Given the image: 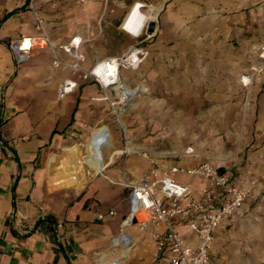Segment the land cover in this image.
Masks as SVG:
<instances>
[{"label":"crops","instance_id":"crops-1","mask_svg":"<svg viewBox=\"0 0 264 264\" xmlns=\"http://www.w3.org/2000/svg\"><path fill=\"white\" fill-rule=\"evenodd\" d=\"M26 3L0 0V264H170L168 252L156 247L154 225L140 230L130 224L125 230L132 244H111L129 212L124 181H137L157 167L160 175L167 172L176 181L190 184L194 193L199 192L205 184L202 178L170 169L192 167L205 159L201 154L207 152L197 134L210 130L200 128L195 119L217 116L214 107L213 113L209 106L203 113L199 103L246 100L237 62H245L246 54L252 52L248 50L251 43L254 50L264 43V34L245 36V17L240 14L209 13L208 29L200 31V5L196 1L164 0L160 10L162 20L169 25L153 33L157 39L146 44L148 57L131 74L141 72L144 91L138 131L177 134L171 137L181 154L165 162L161 154L150 152L151 146L141 148L149 152L148 158L137 151L123 153L117 132L105 120L104 112L110 110L105 96L112 97L111 90H103L92 78H81V72L54 66L47 48H36L28 60L15 62L8 43L21 35L39 33ZM36 4L43 10L54 9L53 14L45 15L43 24L62 61H72L62 47L73 37L81 41L84 59L80 66L85 70L105 57L124 53L134 43L123 25L105 34L108 21H118L123 5H108L105 0H37ZM166 39L171 44H160ZM232 39L238 42L237 47L230 45ZM230 67L234 73L229 81L224 72ZM64 79L75 81L76 87L59 98ZM120 81L130 87L128 79L120 77ZM229 82L235 89H228ZM254 94L258 100L250 130L244 132L243 152L220 170L240 187H248L253 180L256 185L242 207L214 231L210 264H264V223L257 220L258 210L264 214L263 68L255 79ZM25 102L30 106H24ZM164 102L173 104L166 109ZM170 118L176 123L168 121ZM103 126L108 130L93 133L90 145L92 139V149L103 141L107 147L105 166L101 173L92 174L77 167L79 157H83L82 143L71 142L70 135L88 137ZM182 134L191 136L184 141L179 136ZM189 146L194 153L183 154ZM110 210L115 214L110 215ZM174 226L186 244H197L193 233L177 219Z\"/></svg>","mask_w":264,"mask_h":264},{"label":"built area","instance_id":"built-area-1","mask_svg":"<svg viewBox=\"0 0 264 264\" xmlns=\"http://www.w3.org/2000/svg\"><path fill=\"white\" fill-rule=\"evenodd\" d=\"M37 35H21L17 40L10 41L8 46L13 52L16 63L28 60L36 48H47L52 54L54 66H66L71 73L81 72V78H92L103 90H111L113 96H105L111 108L119 109V104L124 103L131 94H121L122 89L117 87L120 83L121 69H133V63L127 62L126 56L105 57L96 62L90 69L85 70L80 66L84 59L81 41L73 37L62 49L71 57V62L59 59L43 24V19L34 11ZM137 56L142 60L145 52L141 48ZM256 54L264 63V45L256 49ZM244 86L252 82V74L245 73L240 78ZM76 87V82L64 79L58 90V97L63 98ZM75 136L71 134L70 138ZM139 151L148 158L149 152L138 147H133L126 140L123 153ZM191 146L186 147L183 154H193ZM89 168V167H88ZM90 169V168H89ZM221 165L209 159L192 167H171V172H183L191 176L200 177L205 184L198 193H194L188 183H182L172 178L169 173L161 175L157 167L150 169L137 181H124L128 189L129 212L120 223V231L112 239L111 244L129 247L132 244L131 236L126 232L130 224H136L140 230L149 224L157 229L152 237L158 251L166 250L169 254L170 264H210V250L214 239V231L223 219L232 217L243 205L246 197L253 190V182L248 187H240L231 181L229 175L222 172ZM114 215V210L108 212ZM102 218V215H98ZM177 219L186 226L194 235L197 244L192 247L184 241L174 226ZM61 227V223H57Z\"/></svg>","mask_w":264,"mask_h":264},{"label":"rangeland","instance_id":"rangeland-1","mask_svg":"<svg viewBox=\"0 0 264 264\" xmlns=\"http://www.w3.org/2000/svg\"><path fill=\"white\" fill-rule=\"evenodd\" d=\"M37 0H27V7L26 9L29 10L34 18V11L40 15V17L44 20L45 15L53 14V7H49L46 10L36 4ZM84 1V0H80ZM108 5L120 4L124 6V11L119 16L117 22L108 21L106 26V36L114 33L116 31V26H121L129 31V35L134 37L133 45L127 49L124 53L118 55L122 56L126 54L128 51L133 49L141 48L145 54L141 57L142 61L139 63L138 66L141 65L143 60L148 57L149 51L146 48V44H154V41L157 39V34L154 36L153 33H158L160 30H164L166 28L164 21L162 20L163 10H160L164 0H105ZM168 0H166L167 2ZM200 5V12L197 16L199 22V30L206 31L208 29L207 26V16L209 13H213L215 15H235L240 14L245 17V23L242 24V27H245V36L254 37L260 31L264 34V0H194ZM136 13L135 15L133 13ZM261 19V20H260ZM154 23V32L149 33L147 31V27L149 24ZM112 24V27H111ZM121 24V25H120ZM216 26L221 25V23H215ZM98 31L100 32V22L97 21ZM129 29H132L131 31ZM123 31V30H122ZM118 30L119 34L122 35L123 32ZM126 33V32H125ZM153 34V35H152ZM204 40V39H203ZM160 44H171L168 40H163ZM121 42V41H119ZM157 43V42H156ZM120 45V43H118ZM252 44L248 46V50L251 53L246 54L245 62H237V66L239 65L238 69V76L239 80L242 75L245 73L252 74V82L250 85L243 86L244 93L246 96V100L241 102H200V107L203 108V113H205V109L209 106L210 113H213L211 109L213 107L216 109L214 110V114L217 117H200L195 119L196 125L200 128L201 126L206 130L209 127L210 132L207 133V130L204 133L197 134L199 137L198 139L203 142L205 146L206 153H202L201 156L205 159H209L214 163H218L220 165H225L226 163H233L236 158H239L241 153L243 152L244 148V135L246 130H250V126L252 125L253 121V109L254 105H256L258 97H255L254 94V86H255V79L260 72L261 68L264 70V63L258 62V56L256 54V49L252 47ZM231 46H238V42L234 39L230 41ZM261 45H264L262 43ZM133 48V49H131ZM131 49V50H130ZM258 58V59H257ZM138 66L133 69H121V75L119 78H126L129 80L130 90L135 91L134 94L130 95L129 98L122 104H119V109H115V111L109 107V111L105 110L104 114L108 122L114 131L118 134V142L121 144V147H124V143L127 140L130 145L133 147L143 148L144 146H151L152 151L151 153L161 154V160L168 162L169 159H174V155L181 154V151L175 150L176 143L173 136L177 134H162L159 132H148L147 134H143L138 129L141 130V122L142 119L139 118L142 115V101L141 97L143 95V86H142V78L141 72L139 74H131V70L138 69ZM236 72V71H235ZM234 73V68L230 67L226 72H224V79L230 81L231 74ZM134 75V76H133ZM121 82V81H120ZM230 84V82H229ZM228 89H235L233 84L228 86ZM234 92V91H233ZM113 93V92H112ZM242 93V91H241ZM238 95V90L236 94ZM252 96V99L251 97ZM18 97V95H16ZM8 101V99H7ZM8 103V102H6ZM109 103V102H108ZM17 104V103H16ZM29 102H25V105L30 106ZM41 104V103H40ZM165 108L167 109L168 106L173 104V102H164ZM181 104V103H178ZM185 104V103H184ZM187 104V103H186ZM188 105V104H187ZM130 106V107H129ZM134 106V110L132 109ZM128 108V110H127ZM126 112H129L127 114ZM223 116H218V115ZM227 114V115H225ZM124 115L126 116L124 118ZM225 115V116H224ZM153 120V119H151ZM154 120H158L155 118ZM168 121L172 122V124L176 123V119H168ZM187 125H190V119H186ZM128 127V128H127ZM101 130H108L106 126H103L99 129L94 130L91 135L88 137H84L80 134H77L70 138L71 142L75 143H82V155L83 157H79L78 163H76L77 167H80L81 170L86 168L89 173H92V168L88 161V155L94 145V139L91 140L90 145V138L93 133L101 131ZM155 130V129H154ZM151 131L153 129L151 128ZM103 136V135H102ZM172 136V137H171ZM184 137V141H187L191 134H182L179 135ZM196 136V135H195ZM110 141V138L104 136V139ZM147 141V142H146ZM86 144V145H85ZM90 148V149H89ZM139 152V151H137ZM245 152H249L245 150ZM210 153V154H209ZM81 155V156H82ZM82 160V161H81ZM84 165V166H82ZM231 166V167H236ZM90 169H89V168ZM229 167V168H231ZM253 186L256 185V182L253 180ZM257 217L259 223H264V214L260 210L257 211ZM263 239H264V229H263ZM264 246V241H263Z\"/></svg>","mask_w":264,"mask_h":264},{"label":"bare ground","instance_id":"bare-ground-1","mask_svg":"<svg viewBox=\"0 0 264 264\" xmlns=\"http://www.w3.org/2000/svg\"><path fill=\"white\" fill-rule=\"evenodd\" d=\"M76 40H79L78 37H76ZM139 51L137 49H133L131 51H128L126 54H124L126 56V61L131 63V61H135L133 63V68L137 67L139 65V63L142 61L139 59V57L137 56V53ZM139 67V66H138ZM117 87H120L122 89L121 94L125 95V94H134L135 91L130 90L126 85H124L123 83H119V85ZM107 147L103 144V141L101 143H99L95 148H93L89 155H88V161L90 163V166L92 168V172L95 174H99L103 171L104 168V151H106Z\"/></svg>","mask_w":264,"mask_h":264},{"label":"water","instance_id":"water-1","mask_svg":"<svg viewBox=\"0 0 264 264\" xmlns=\"http://www.w3.org/2000/svg\"><path fill=\"white\" fill-rule=\"evenodd\" d=\"M147 31H148L149 33L154 32V23H153V22H151V23L149 24V26L147 27Z\"/></svg>","mask_w":264,"mask_h":264},{"label":"clouds","instance_id":"clouds-1","mask_svg":"<svg viewBox=\"0 0 264 264\" xmlns=\"http://www.w3.org/2000/svg\"><path fill=\"white\" fill-rule=\"evenodd\" d=\"M133 14L135 15L136 13L134 12Z\"/></svg>","mask_w":264,"mask_h":264},{"label":"snow or ice","instance_id":"snow-or-ice-1","mask_svg":"<svg viewBox=\"0 0 264 264\" xmlns=\"http://www.w3.org/2000/svg\"><path fill=\"white\" fill-rule=\"evenodd\" d=\"M130 31L132 30V29H129Z\"/></svg>","mask_w":264,"mask_h":264}]
</instances>
